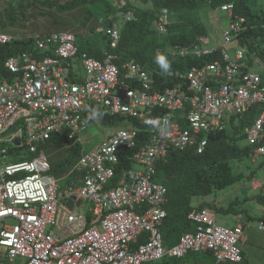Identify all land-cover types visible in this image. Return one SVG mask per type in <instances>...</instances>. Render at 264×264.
<instances>
[{"label":"built area","instance_id":"2783aa9c","mask_svg":"<svg viewBox=\"0 0 264 264\" xmlns=\"http://www.w3.org/2000/svg\"><path fill=\"white\" fill-rule=\"evenodd\" d=\"M127 5L119 1L120 8ZM233 10L227 3L217 13L231 18L224 45L238 46L243 19ZM134 19L126 10L99 20L108 47L101 59L80 54L76 33L50 31L32 36L35 54L6 60L8 75L0 76V264H160L190 253H210L216 264L243 262L244 226L220 225L208 210L191 211L193 230L166 245L167 189L154 178L171 150L196 147L202 153L209 134L225 131L232 118L255 106L260 113L246 135L250 158H264L261 74L247 68L245 50L238 47L223 50L220 62L171 73L172 86L157 90L152 70L133 61L119 68L109 50L117 48L122 25ZM159 24L166 33L165 9ZM17 40L22 38L0 32V45ZM198 40L193 50L174 47L169 53L202 58L215 51L207 47L209 39ZM94 107L137 120L156 114L145 129L147 142L138 145L140 130L126 124L86 147L83 134ZM54 137L67 140L69 148L82 147L65 177L52 172L41 150ZM131 150L132 166L115 182L120 153ZM257 230L264 233V220Z\"/></svg>","mask_w":264,"mask_h":264},{"label":"trees","instance_id":"16d2710c","mask_svg":"<svg viewBox=\"0 0 264 264\" xmlns=\"http://www.w3.org/2000/svg\"><path fill=\"white\" fill-rule=\"evenodd\" d=\"M63 1V0H55ZM143 7H134V3ZM128 9H133L136 19L124 23L121 28V39L116 49H109L117 56L115 61L119 68L126 62H136L145 68L155 72V88L163 90L172 86L176 79L170 74L181 73L192 68L200 67L205 63H212L219 60L221 50H217L210 56L202 58L186 56L175 59L169 51L178 46H183L189 50L194 48L199 42L198 36H207L206 25L197 17V11L203 7H212L215 10L226 3H233V15L242 18V30L238 35L239 44L247 49V59L249 66H255L254 60L260 59L264 65V10L256 11L251 5V0H127ZM52 7L53 2H44L43 6ZM151 6V9L145 6ZM81 7H87L86 15L90 20L95 17L107 19L108 16L116 15L119 11L114 9L109 0H71L64 4H57V11L66 13ZM162 9H167L170 13L169 32L166 35H159L154 30L153 25L158 19ZM9 12V13H8ZM0 19L1 29H7L15 23L14 18ZM233 20V19H232ZM8 21V22H7ZM109 25V24H108ZM105 44L99 46L98 43L89 39H78L80 52L87 53L91 57L101 59L106 46L107 37L104 35ZM22 52H33L32 39L14 41L7 45H0V75H8L5 68L6 60ZM162 52V57L158 53ZM158 59V60H157ZM76 73H79L78 71ZM264 85V72L262 73ZM93 117L95 116L101 125L107 128L121 126L127 121L137 128H151L156 114L151 115L145 120L129 119L125 116H111L97 108H91ZM258 116L256 107L250 108L243 119L239 120V125L235 126L237 119L232 120L233 134L227 131L211 133L207 137V145L202 153H197L195 147H189L185 151L171 150L166 159L160 161L156 167L154 181L162 184L168 192V204L166 210L167 218L162 227V233L166 245L172 246L176 240L173 237L177 231L186 229L189 225L187 216L193 210L191 199L193 197H207L215 191H222L241 180L240 176H232L229 165L230 160L242 159L248 156L250 149L241 148L238 142L245 138L244 130L251 125ZM242 129L241 133H237ZM149 138L147 133H141L140 144L145 143ZM57 139L51 140L49 147H54ZM63 145V144H62ZM81 147L69 149V156L58 163H53L52 168L55 174L62 176L66 174L77 162ZM132 152L120 155L119 166L116 171V181L120 180L121 171L131 168L129 156ZM211 209L210 204L201 206ZM232 210L222 212L228 214ZM182 232V231H181ZM177 238V237H176ZM179 238V236H178ZM177 238V239H178ZM170 242H172L170 244Z\"/></svg>","mask_w":264,"mask_h":264},{"label":"rangeland","instance_id":"374dc122","mask_svg":"<svg viewBox=\"0 0 264 264\" xmlns=\"http://www.w3.org/2000/svg\"><path fill=\"white\" fill-rule=\"evenodd\" d=\"M51 1L54 3L52 7L48 5L43 6L44 2ZM71 0H63V1H55V0H12V1H5L0 0V19H7L8 13H5V9L10 11L12 18H14L15 23L11 26L12 28L10 31L9 29H1L0 31L6 33H12L15 35L22 36L23 38H29L33 35L43 32H50V31H72L80 37H84L85 39H89L98 43L99 46L105 44L104 40V33L100 31L99 24L97 18L91 17L89 20L86 15L87 7H81L74 11L60 13L57 11L56 7L57 4H64ZM120 0H109L110 4L117 10L118 2ZM134 7H143L135 2ZM251 5L253 6L256 11L264 10V0H251ZM145 8L151 9V6H145ZM198 19L206 25V29L208 31L207 37L209 38V42L211 46H222V32L223 30H228L230 27V20L231 18L226 14H218L216 10L212 7H203L199 9L197 12ZM217 18V19H216ZM8 22V21H7ZM154 30L157 28L156 23L153 25ZM206 47V46H205ZM235 48V44L227 46L226 50L230 52L233 51ZM164 54L162 52L158 53L159 57H162ZM257 71L261 72V68H257ZM264 71V69H263ZM83 76L82 72L79 73ZM79 75V76H80ZM239 122H235L236 124ZM121 126H116L115 128H107L99 122L98 119L94 120L93 124H90L87 128L86 132L83 134V137L86 140V146L91 147L100 143V140H103L107 137L111 132L118 130ZM228 134L232 135L235 128L230 123L227 127ZM242 129L238 130L237 133H241ZM240 145L242 147H246L248 144L246 140H241ZM46 155L49 157V162L51 164L58 163L61 160L67 158L69 156V150L64 148L63 146H54L52 148L45 149ZM234 160V159H233ZM232 162V160H230ZM229 161V162H230ZM251 162L247 158L242 161H239L238 164L234 165L236 169H241L242 167H248L246 163L249 164ZM251 165V164H249ZM230 187V186H229ZM236 187H231L228 190L218 191V196H228L227 203L229 204L230 201L235 200V191ZM237 190V189H235ZM214 200H218V198H214ZM231 206V205H230ZM234 208L240 207V205H232ZM229 205L227 206V208ZM213 216V215H212ZM234 215L232 212L226 214L224 212L217 213V219L220 225H224L226 227H233ZM217 221V222H218ZM254 223H252V226ZM190 226H188L185 230L177 231L175 234L176 237H180L183 233L190 232ZM248 236V244H247V253L245 254V259L241 264H264V233L259 232L253 226V228L246 232ZM172 263H181V264H216L214 258L212 259L210 255H205L202 253H190L185 258L181 260L172 259ZM203 261V262H202ZM162 264V263H161ZM226 264V263H220ZM233 264V263H227Z\"/></svg>","mask_w":264,"mask_h":264},{"label":"crops","instance_id":"0c3cea01","mask_svg":"<svg viewBox=\"0 0 264 264\" xmlns=\"http://www.w3.org/2000/svg\"><path fill=\"white\" fill-rule=\"evenodd\" d=\"M8 29L10 31L12 28L8 27ZM240 147L243 148L241 145ZM245 158L247 157H244L242 159L232 160V162L231 161L229 162L232 176H240L241 178L239 182L235 183L234 185H231L226 189L228 190L231 187H236L234 188V190L232 189V191H235L234 194L235 200L230 201V203L228 204L227 203L228 196L220 197L217 195L218 191H215L214 193L210 194V196L207 197H193L191 199V206L193 207V210L194 209L208 210L217 221H218L217 213L231 209L232 210L231 212L234 215L233 227L237 226L238 224H242L245 227V232L248 233V230L253 228V226L256 230V224L260 220H264V161L257 160L255 162H249V164L251 165L246 163L248 167H242L239 170L236 169L234 165L238 164L239 161H242ZM214 198H218V200H214ZM205 204H210L211 209L207 207L204 208L201 207ZM234 204L240 205V207L234 208V206H232ZM228 205L229 207L227 208ZM252 223H254L253 226ZM179 230L183 231L185 229L180 228ZM190 231H192V227L190 228ZM177 238L173 239L172 242L176 240L174 244L177 243L179 239ZM172 242H170V244ZM247 244L248 242L245 244V246L242 249L244 259H245V254L247 253L246 250ZM204 254L210 255L211 258L213 259V256L210 253H204ZM172 261L173 260H167L162 264H181V263H172ZM199 264H201V262Z\"/></svg>","mask_w":264,"mask_h":264},{"label":"clouds","instance_id":"9594fccd","mask_svg":"<svg viewBox=\"0 0 264 264\" xmlns=\"http://www.w3.org/2000/svg\"><path fill=\"white\" fill-rule=\"evenodd\" d=\"M127 1V0H126ZM119 3V2H118ZM227 4V3H226ZM233 4V3H232ZM128 6V5H127ZM220 8V7H219ZM117 10L119 11L116 15H111V16H117L118 14L120 15L122 12H124V11H126V10H132L134 13H135V11L133 10V9H128V7H127V9L125 10V9H122V8H120V6H119V4H118V8H117ZM162 10H164V9H162ZM162 10H161V12H160V14H159V16H158V19L156 20V26H157V28L155 29L156 31H157V33L159 34V35H166V34H168V32H169V25H170V23L172 22V20H170V13L168 12V17H169V24L167 25V32L166 33H161L160 32V30H158L159 29V23H160V15H161V13H162ZM165 10H167V9H165ZM168 11V10H167ZM216 12H217V9H216ZM109 17V16H108ZM101 19H103V18H101ZM135 19H136V14H135ZM134 19V20H135ZM217 19V18H216ZM240 19H242V18H240ZM100 20V19H99ZM98 20V21H99ZM133 21V20H132ZM129 22H131V21H129ZM100 26V25H99ZM225 30V29H224ZM223 30V31H224ZM0 32H2V31H0ZM2 33H6V32H2ZM44 33V32H43ZM6 34H10V35H13V36H18V37H21L22 38V40L23 39H32V36L31 37H29V38H23L22 36H19V35H15V34H11V33H6ZM39 34V33H38ZM34 36V35H33ZM77 36H78V34H77ZM79 38H82V39H85L84 37H80V36H78ZM200 37H205V38H207V39H209L207 36H198V38H200ZM238 37V36H237ZM198 38H197V40H198ZM222 40H223V36H222ZM18 41V40H17ZM33 41V40H32ZM199 41V40H198ZM237 41H238V46H236L237 44H235V48L234 49H236V48H238V47H242V46H240V44H239V40H238V38H237ZM199 44V42L196 44V46ZM232 45V44H231ZM227 46H230V44H228V45H224V41H223V45L222 46H211V44L209 43V45H207V47H213V48H215V51L212 53V54H214L217 50H221V53H220V57H219V60H217V61H221L222 60V51L224 50H226V48H227ZM178 47H180V48H185V47H183V46H178ZM242 48H244V50H245V57H246V59H245V61H246V65H247V68L248 69H250L251 71H255V72H257V73H259V74H261V77H262V73L264 72L263 71V69H264V65L262 64V62H261V60L260 59H258V58H256L255 60H254V64H255V66H253V67H251V66H249L250 64H249V62H248V59H247V49H245V47H242ZM174 48H172L171 50H173ZM185 49H187V48H185ZM194 48H192L191 50H193ZM187 50H189V49H187ZM220 50H219V52H220ZM80 51V50H79ZM27 53H30V54H35V50H34V42H33V52H27ZM84 52H80V54H83ZM87 54V53H86ZM211 54V55H212ZM88 55V54H87ZM90 56V55H89ZM188 56H190V55H188ZM208 56H210V55H208ZM39 57H41V56H39ZM91 57V56H90ZM186 57V56H185ZM191 57V56H190ZM204 57V56H203ZM181 58H184V57H181ZM181 58H179V57H177V58H175V59H181ZM193 58V57H192ZM98 59V58H97ZM216 62V61H215ZM212 63H214V62H212ZM206 64V63H205ZM75 65H76V70L78 71V72H80L81 71V66H80V63H79V60H76V62H75ZM144 67V66H143ZM257 68H261L262 69V71L261 72H259V71H257L256 69ZM146 69H149V68H146ZM191 69V68H190ZM190 69H188V70H190ZM150 70H152V69H150ZM188 70H186V72L188 71ZM153 71V70H152ZM177 71H180V70H177ZM154 72V71H153ZM155 73V72H154ZM0 76H5V75H0ZM262 83H263V81H262ZM256 107V106H255ZM257 109H258V107H256ZM259 109H258V116H259ZM246 115V113L244 114V115H242L241 117H234V118H232V120L233 119H237V122H239V120H241V119H243V117ZM112 116V115H111ZM122 116V115H121ZM258 116H257V118H258ZM148 117H150V116H148ZM147 117V118H148ZM128 118V117H127ZM146 118V119H147ZM256 118V119H257ZM94 120H96L97 118L94 116V118H93ZM129 119H131V118H129ZM256 119L253 121V123L251 124V125H253L254 124V122L256 121ZM94 120H93V122H94ZM135 120H137V119H135ZM232 120H231V122H232ZM140 121H142V120H140ZM93 122H92V124H93ZM230 122V123H231ZM229 123V124H230ZM126 124H129V125H131L130 124V122L129 121H127L126 123H124L123 125H122V127H120L119 129H121V128H123L124 127V125H126ZM228 124V125H229ZM236 125H239L238 123L236 124ZM251 125H249L248 127H250ZM132 126V125H131ZM134 127V126H133ZM228 127V126H227ZM248 127H246L245 128V130H244V135H245V138H243V139H241V140H246V142H247V146L246 147H248L249 149H250V152H249V154H248V156H245V157H247V159L248 160H250L251 162H255V161H257V160H263L264 161V158H257L256 160H252L251 158H250V155H251V153L253 152V148L250 146V144H249V142H248V140H247V135H246V129L248 128ZM135 128H137V127H135ZM118 129V130H119ZM137 129H139L140 130V137H139V141H140V139H141V133H147L146 131H145V129H147V128H143V129H141V128H137ZM227 130V129H226ZM225 130V131H226ZM117 131V130H116ZM112 133V132H111ZM110 133V134H111ZM109 134V135H110ZM148 135H150V133H147ZM108 135V136H109ZM106 138V137H105ZM104 138V139H105ZM54 139H57V142L58 143H56V144H60V143H62V144H60V146H63L64 148H67V150H69V149H71V148H69L68 146H69V142L67 141V140H64V141H61L60 139H59V137H54L52 140H54ZM103 139V140H104ZM86 140L87 139H85V144H86ZM240 140V141H241ZM51 141V140H50ZM50 141L49 142H47V144L46 145H44L43 147H42V149L41 150H44V152H45V149L46 148H48L49 147V143H50ZM100 141H102V140H100ZM139 141H138V145H141L140 143H139ZM239 141V142H240ZM239 142H238V144H239ZM146 143V142H145ZM55 146H58V145H55ZM78 146H80V145H78ZM78 146H76V147H78ZM240 146V145H239ZM81 147V146H80ZM87 147V146H86ZM50 148H52V146H50ZM74 148V147H73ZM82 148V147H81ZM196 148V147H195ZM243 148H245V147H243ZM197 149V148H196ZM80 151H81V149H80ZM128 152H132V154L134 153V150H131V151H128ZM197 153H198V151H197ZM121 154H125V153H120V155ZM79 155H80V152H79ZM132 156V155H131ZM131 156H129V157H131ZM47 158H48V161H49V157L47 156ZM78 158H79V156H78ZM78 160V159H77ZM119 160H120V156H119ZM129 160H130V158H129ZM163 161V160H162ZM160 162V161H159ZM158 162V163H159ZM50 163V162H49ZM77 163V162H76ZM75 163V164H76ZM130 163H131V160H130ZM157 163V164H158ZM74 164V165H75ZM50 165H51V163H50ZM73 165V166H74ZM118 166H119V164H118ZM117 166V167H118ZM131 166H132V164H131ZM51 167H52V165H51ZM156 167H157V165H156ZM52 172L55 174V172H54V170H53V168H52ZM69 172H70V170L66 173V174H63L62 176H59L58 174H55V175H57L58 177H65V176H67L68 174H69ZM74 177H75V175H73ZM69 180V179H68ZM67 180V181H68ZM157 183V182H156ZM65 184H67V183H65ZM160 184V183H159ZM162 185V184H161ZM167 195H168V192H167ZM167 198H168V196H167ZM168 204V203H167ZM167 206V205H166ZM166 208V207H165ZM195 210V209H194ZM196 210H199V209H196ZM167 211V210H166ZM193 211V210H192ZM167 215H168V212H167ZM189 225H190V223H189ZM239 225H242V224H239ZM192 227V226H191ZM245 228V227H244ZM192 230H193V227H192ZM187 233V232H186ZM184 234V233H183ZM182 234V235H183ZM248 242V241H247ZM246 242V243H247ZM245 246V245H244ZM172 260V259H171ZM163 263V262H162ZM161 264V263H160Z\"/></svg>","mask_w":264,"mask_h":264},{"label":"bare ground","instance_id":"6f19581e","mask_svg":"<svg viewBox=\"0 0 264 264\" xmlns=\"http://www.w3.org/2000/svg\"><path fill=\"white\" fill-rule=\"evenodd\" d=\"M173 20V19H172ZM118 59V58H117ZM158 60V59H157ZM117 63V62H116ZM118 67H119V65H118ZM232 124V123H231ZM147 142V141H146Z\"/></svg>","mask_w":264,"mask_h":264}]
</instances>
